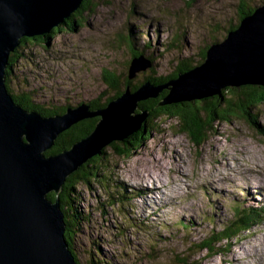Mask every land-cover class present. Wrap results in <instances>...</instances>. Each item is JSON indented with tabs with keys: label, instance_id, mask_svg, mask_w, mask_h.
<instances>
[{
	"label": "rangeland",
	"instance_id": "rangeland-1",
	"mask_svg": "<svg viewBox=\"0 0 264 264\" xmlns=\"http://www.w3.org/2000/svg\"><path fill=\"white\" fill-rule=\"evenodd\" d=\"M237 3L90 0L77 15L75 30L61 24L63 31L48 45L32 41L17 50L22 56L13 63L11 94L29 92L39 107L57 109L103 101L112 93L101 71L124 78L136 54L129 41L122 44L129 32L138 48L150 43L144 55L153 62L133 85L171 76L186 58L198 60L199 51L220 34L215 29L235 16ZM254 113L261 130L246 118L216 121L201 146L180 132L176 118L160 116L148 120L151 133L140 146L126 144L135 140L134 133L85 162L78 171L90 173L88 184H77L69 202L85 219L71 238L78 263L264 264V215L249 230L215 241L213 254L199 244L234 221L232 207H264V105ZM179 221L190 229H181Z\"/></svg>",
	"mask_w": 264,
	"mask_h": 264
},
{
	"label": "water",
	"instance_id": "water-1",
	"mask_svg": "<svg viewBox=\"0 0 264 264\" xmlns=\"http://www.w3.org/2000/svg\"><path fill=\"white\" fill-rule=\"evenodd\" d=\"M83 1L0 0V264H77L65 238L58 195L85 162L140 130L145 114L135 113L138 103L156 98L161 89L148 83L134 92L127 87L99 111L82 104L51 117L14 102L6 86L9 55L23 38L44 37L63 24ZM151 66L145 56L133 58L126 78L131 81ZM169 85L159 106L216 96L226 88L264 87V4L224 41L210 46L203 63ZM97 117L90 135L67 150L47 154L63 132Z\"/></svg>",
	"mask_w": 264,
	"mask_h": 264
},
{
	"label": "trees",
	"instance_id": "trees-1",
	"mask_svg": "<svg viewBox=\"0 0 264 264\" xmlns=\"http://www.w3.org/2000/svg\"><path fill=\"white\" fill-rule=\"evenodd\" d=\"M186 1L189 4L193 5L198 0ZM89 2L90 0H84L82 7L77 12H75L69 19L65 20L63 24L66 25L70 30H75L78 25V21L76 19L77 15L80 14L81 11L85 10L86 7H88ZM256 2L258 3L256 4ZM263 4L264 0H238V3L236 5L237 7L235 11V16L233 17L234 20L232 18V20L227 21L228 23H222V26L220 28L215 29V31L221 30L220 34L217 35L216 33V35L214 34L215 37L213 35L211 36L214 38L208 41L206 46L201 51H199L197 55L198 60L196 62L192 63L190 61V58H186L183 62L179 63L175 73L171 76H166L164 78L147 77L143 79V81L133 85L132 80L129 81L126 76H124V78H120L113 71L103 70L101 71V80L105 84V87L109 88L112 93L111 96H108L107 98L102 96L101 100L103 101H99V99L88 102L81 101L79 104L73 107L65 105L64 107L59 109L51 107H39V104L34 103L31 100V93L29 92H21L17 95L11 94V87H9L8 83L11 78L10 76L12 74L13 63L16 62L22 56V53L18 52L17 50H20V47L22 45L32 41H43L45 45H48L49 41L54 36L60 34L63 31V26L59 25L58 27L52 29L51 32L44 37H40L33 40L23 38L21 40L20 46L15 48V50L9 55V66L8 69H6L7 90L12 96L14 102H16L23 109L27 111H36L43 117H51L64 114L66 108H76L82 104L89 105L92 111H99L102 108L106 107V105L111 100L121 96L127 87H129L132 92L136 91L142 84L145 83H148L153 88H161L156 98L149 99L147 101H141L138 103L139 111L137 110L136 113H144L145 118L143 119L141 124L142 128H140V130L137 132L138 134L135 140H132L130 144L126 143L128 144L127 146L132 149L140 146L142 144L140 140H145L146 137L150 135L151 131L150 128H148V120L153 121L160 116H172L176 118L180 125V132L185 133L195 146H201L202 144H204L206 140V134H208L210 130L213 129V126L216 121L230 122V119L233 117L250 119V123L254 126V128L259 131L261 130V127L255 119L257 118V114H252V112L259 106L264 105V87L242 86L240 88H227L222 90L219 95L208 98L184 101L182 103L174 105L159 106V104L164 102V100L169 94V84L172 81L176 80L179 74H183L191 69H194L195 67L203 63L206 56V52L208 48H210V46L224 41L230 32L235 31L238 28L244 18L251 15L256 8L262 6ZM135 38L137 37L131 32H129L125 35L124 39L122 40V44L125 43L124 40L127 42L129 41L132 52H136L135 55L129 58L130 61L131 59L137 58L139 56L146 57V55H144V51L151 49V45L149 42H146L145 45H143L141 48H138L134 44ZM132 52L130 51V53ZM146 58L151 62V64L153 63L149 55ZM120 87H122V89ZM106 90H104L103 92H105ZM98 121L99 118L97 117L93 119L84 120L74 125L73 127H71V129L74 130L72 132V135L65 136L63 135L64 133H62L56 139L55 145L51 150L47 152V154H56L69 149L75 142L90 135ZM103 152H105V149L102 150V153ZM121 155H125L126 157L129 156L124 150H122ZM81 171H83V173H81ZM89 174L90 173L84 172V170L81 169L70 175L66 179V182L61 189V191L63 192L58 195L62 207V212L64 214V220L66 223L65 238L68 242V248L70 250H72L73 248L71 244V238L73 239V237L76 235L77 226L79 225V223L85 220L84 214L81 213L77 206H75L73 203L69 205V202L71 201L70 196L71 192L74 191V188L77 184L83 183L82 181L84 180V183L88 184V181H86V177H88ZM48 198L51 201H54L55 196L53 194H49ZM232 208V214H234V221L232 220L233 222L231 221L232 223L228 225L227 228H223L219 234L214 233L212 234V236H208L204 240H201V242L199 243L202 247L204 246L203 248H206L212 254L214 250L215 252L217 251V249H214L215 241L218 242L221 240H229L233 236L238 235L240 232L249 230L251 224L254 221L257 222V220L261 219L264 215V207H260L261 211L258 209L242 210L239 205L234 206ZM238 216L239 219H235ZM178 223L181 229L186 231L190 229V226L184 225L183 221H179ZM177 227L179 226L177 225ZM211 233H213V231H211ZM212 244H214V246H211ZM225 247H227V245L223 246V250L226 251ZM91 262L92 264H99L95 261ZM77 264L79 263L77 262ZM86 264L90 263L87 262Z\"/></svg>",
	"mask_w": 264,
	"mask_h": 264
},
{
	"label": "bare ground",
	"instance_id": "bare-ground-1",
	"mask_svg": "<svg viewBox=\"0 0 264 264\" xmlns=\"http://www.w3.org/2000/svg\"><path fill=\"white\" fill-rule=\"evenodd\" d=\"M54 41V40H53ZM12 80V79H11ZM227 89V88H226ZM224 90V89H223ZM222 91V90H221ZM82 122V121H81ZM80 123V122H79ZM78 124V123H77ZM142 128V127H141ZM103 154V153H102ZM68 245V244H67Z\"/></svg>",
	"mask_w": 264,
	"mask_h": 264
},
{
	"label": "flooded vegetation",
	"instance_id": "flooded-vegetation-1",
	"mask_svg": "<svg viewBox=\"0 0 264 264\" xmlns=\"http://www.w3.org/2000/svg\"><path fill=\"white\" fill-rule=\"evenodd\" d=\"M38 38H40V37H38ZM33 39H37V38H32V40H33Z\"/></svg>",
	"mask_w": 264,
	"mask_h": 264
}]
</instances>
